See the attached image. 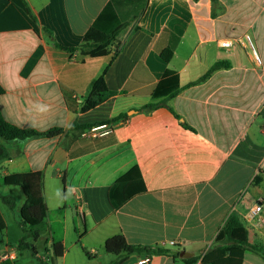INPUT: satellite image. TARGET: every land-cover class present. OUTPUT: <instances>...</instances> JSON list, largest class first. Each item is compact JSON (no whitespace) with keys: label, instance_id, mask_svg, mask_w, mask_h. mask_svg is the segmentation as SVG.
<instances>
[{"label":"crops","instance_id":"crops-1","mask_svg":"<svg viewBox=\"0 0 264 264\" xmlns=\"http://www.w3.org/2000/svg\"><path fill=\"white\" fill-rule=\"evenodd\" d=\"M109 1L0 0V85L5 90L0 110L15 126L20 117L33 116L43 129L37 131L63 129L53 138L2 141L7 157L0 160V190L8 175L44 174V200L64 223L63 257L53 259L47 243L53 264H110L115 258L105 243L118 234L131 245L169 251L154 256L152 264H203L232 214L241 218L251 243L263 247L264 0H218L215 15L212 0H149L141 30L123 44L114 42L104 57L56 46L79 47ZM246 35L261 66L239 43ZM224 40L235 44L222 49ZM168 48L173 52L169 63L161 57ZM215 64L223 66L194 84ZM104 68L115 95L83 113L88 88ZM167 69L179 76L181 90L154 99ZM150 104L156 107L141 111ZM74 124H107L112 132L92 138L90 128L72 130ZM17 127L32 128L28 123ZM133 167L139 168L146 191L114 209L109 190ZM5 187L6 194L0 193L16 191L11 197H20V203L12 211L0 198L7 224L1 248L11 245L4 239L9 221L3 208L15 222L26 201L22 190ZM257 202L262 204L258 220L249 221L246 216ZM85 255L88 262L82 263ZM14 256L10 261L16 264L19 252ZM138 259L132 256L124 264ZM242 264H264V259L246 252Z\"/></svg>","mask_w":264,"mask_h":264},{"label":"trees","instance_id":"trees-1","mask_svg":"<svg viewBox=\"0 0 264 264\" xmlns=\"http://www.w3.org/2000/svg\"><path fill=\"white\" fill-rule=\"evenodd\" d=\"M215 15V9L218 6V0H212ZM149 0H110L104 10L85 33L82 44L79 47H63L56 44L60 49L68 52H80L85 56L92 58L104 57L109 54L110 46L117 40L123 42L134 32L141 30L139 21L145 13ZM121 47V46H120ZM119 53V49L116 55ZM165 62L169 63L173 57V52L169 48L161 53ZM223 65L215 64L211 70L196 83H201L208 79L214 71L220 69ZM108 68H104L101 74L90 84L81 112H88L106 102L115 94L111 92L106 85V74ZM181 90L179 76L173 71L167 69L163 79L158 84L153 93V98L162 96L174 97ZM5 93L0 85V96ZM155 104H150L142 108L141 111L152 110ZM184 126H187L184 123ZM74 124L72 130L92 128ZM63 133L62 128H53L45 132H40L32 128L17 127L4 118L0 110V160L7 157L6 149L1 144L2 141L13 143L22 142L31 139L46 137L53 138ZM44 181L43 173L12 174L4 178L3 182L8 187H18L22 190L26 201L19 212L20 225L27 233V236L20 240L18 252L29 248L27 239H32L37 243L44 233L47 224L49 208L42 194ZM146 191L144 180L138 167H133L128 173L119 178L109 190V201L114 209H119L128 200L135 195ZM2 202L12 211L16 209V201L11 196H5L0 193ZM63 208L59 209L60 213ZM62 226L63 222L59 221ZM7 230L6 221L0 211V236ZM50 238L53 249V259H58L64 255V233L62 237L56 239L53 229L50 227ZM216 243L218 246L209 251L202 259L203 264H217L221 260H228L242 264L246 252H252L264 259V246H255L250 241L249 231L246 229L241 218L237 214H232L225 222L219 233ZM34 254H37L35 246ZM105 251L115 259L110 264H124L132 256H159L167 255L168 250L157 246L131 245L122 234L109 238L105 243ZM16 261V260H15ZM14 261H3L0 264H13Z\"/></svg>","mask_w":264,"mask_h":264},{"label":"rangeland","instance_id":"rangeland-1","mask_svg":"<svg viewBox=\"0 0 264 264\" xmlns=\"http://www.w3.org/2000/svg\"><path fill=\"white\" fill-rule=\"evenodd\" d=\"M5 188L6 187L2 184L0 192L6 194ZM13 189L21 191V189L18 187H13ZM15 192L16 191H12V192L10 191V195L11 196L13 195L15 197ZM16 197H17V195H16ZM19 199H20V197L17 198V201H16L17 205H19L18 202L20 203ZM3 209H4L5 216L7 217L8 221H9V231H8V234L5 235L4 239L8 240L11 243V245L8 246L7 248H1L0 247V252H4V251L8 250V252L16 251L18 253V245L20 243V240L23 237L27 236V233L21 227L20 222H19L20 218L18 217V215H16V217H15L16 220L14 222V221H12V214L9 213L5 209V207ZM73 209L76 210L75 207ZM56 213H58L57 210L55 212L52 211L49 213L48 219H47V224L44 228L45 229L44 233L42 235V238L37 243H35L30 238L27 239V242L30 244V247L19 252V259H18L16 264H53L52 258L47 253V248L48 249L50 248V246H47V243L51 242L50 227L53 229L54 236L56 239L60 238V236L62 237V234L64 233V226H62V224L57 219ZM61 214H63V212ZM71 219H72V217H71ZM63 225H64V223H63ZM34 246L37 250V254H34V251H33ZM84 258L86 259V261H84L85 259L80 257L81 262L82 263L88 262V258L86 257V255ZM114 258H115V256H114ZM88 264H94V263H88Z\"/></svg>","mask_w":264,"mask_h":264},{"label":"built area","instance_id":"built-area-1","mask_svg":"<svg viewBox=\"0 0 264 264\" xmlns=\"http://www.w3.org/2000/svg\"><path fill=\"white\" fill-rule=\"evenodd\" d=\"M239 43L244 46L246 44V48L250 50V53L253 56L254 63L256 66H261L262 61L257 53V50L253 44L252 37L250 35H246L243 41H239ZM235 42L233 40H224L219 42L220 48L222 49H230L234 46ZM111 127L107 124L98 125L90 128L88 130V136L92 138H102L111 133ZM262 210V204L257 202L254 204V207L250 210L249 215L246 216V219L249 221L258 220V216ZM172 246H175L174 242H171ZM7 260H15L14 252L3 253L0 252V262ZM153 256L150 255H142L139 256L137 264H152Z\"/></svg>","mask_w":264,"mask_h":264},{"label":"clouds","instance_id":"clouds-1","mask_svg":"<svg viewBox=\"0 0 264 264\" xmlns=\"http://www.w3.org/2000/svg\"><path fill=\"white\" fill-rule=\"evenodd\" d=\"M40 112L45 111L44 107H40L39 109ZM24 123H28L30 127H32L33 129H37V130H43L41 126H39L36 123V120L33 118V116H24V117H20L19 118V123L17 126H22ZM71 188V186L69 187ZM56 195H59V188H57L55 190ZM67 200V197L65 198ZM63 203V202H61Z\"/></svg>","mask_w":264,"mask_h":264}]
</instances>
